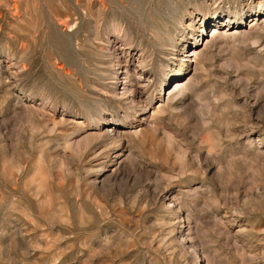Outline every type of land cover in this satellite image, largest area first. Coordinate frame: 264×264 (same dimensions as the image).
I'll return each mask as SVG.
<instances>
[{
  "label": "rangeland",
  "instance_id": "374dc122",
  "mask_svg": "<svg viewBox=\"0 0 264 264\" xmlns=\"http://www.w3.org/2000/svg\"><path fill=\"white\" fill-rule=\"evenodd\" d=\"M0 264H264V0H0Z\"/></svg>",
  "mask_w": 264,
  "mask_h": 264
},
{
  "label": "bare ground",
  "instance_id": "6f19581e",
  "mask_svg": "<svg viewBox=\"0 0 264 264\" xmlns=\"http://www.w3.org/2000/svg\"><path fill=\"white\" fill-rule=\"evenodd\" d=\"M117 3V2H116ZM92 7V6H91ZM43 42V41H42ZM127 44V43H126ZM125 45V44H124ZM124 45H123V47H124ZM129 49V48H128ZM120 50H122V48L120 49ZM120 63V62H119ZM118 63V64H119ZM121 64V63H120ZM131 65V64H130ZM123 68V67H122ZM118 69H119V67H118ZM121 70V69H120ZM184 70V69H183ZM116 74V73H115ZM118 74V73H117ZM135 110V109H134ZM246 155V154H245ZM259 155V154H258ZM247 157V156H246ZM256 159V158H255ZM257 159H258V157H257ZM231 170H233V169H231ZM223 172V171H222ZM237 181V180H236ZM234 198V197H233ZM261 211V210H260ZM263 212V211H262ZM220 237V236H219ZM227 239V238H226ZM219 240V239H218ZM224 241H226V240H224ZM229 241V240H228ZM221 242H223V241H221ZM231 243H233V241L232 242H230L229 244H231ZM226 246V245H225ZM228 247H229V245H228ZM235 247V246H234Z\"/></svg>",
  "mask_w": 264,
  "mask_h": 264
}]
</instances>
